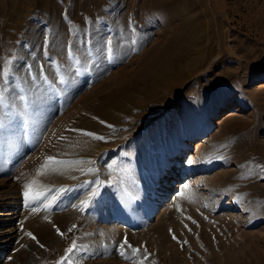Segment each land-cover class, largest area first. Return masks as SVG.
Listing matches in <instances>:
<instances>
[{"label": "rangeland", "instance_id": "1", "mask_svg": "<svg viewBox=\"0 0 264 264\" xmlns=\"http://www.w3.org/2000/svg\"><path fill=\"white\" fill-rule=\"evenodd\" d=\"M149 1L0 0V264H264V0H175L167 21ZM119 90L113 123L94 110ZM72 126L96 153L70 156Z\"/></svg>", "mask_w": 264, "mask_h": 264}, {"label": "bare ground", "instance_id": "2", "mask_svg": "<svg viewBox=\"0 0 264 264\" xmlns=\"http://www.w3.org/2000/svg\"><path fill=\"white\" fill-rule=\"evenodd\" d=\"M93 1V0H92ZM157 4V5H156ZM156 5V6H155ZM192 5V4H191ZM159 6V8H161V11L159 12V13H163L164 15V17H165V20L167 21L168 20V18H169V15H170V12L172 11V12H175V13H178L179 15H185V10H184V8H182L179 4H177V3H175V0H151V1H149L148 2V4L146 5V8H149V9H152V8H157ZM161 6V7H160ZM187 8V7H186ZM158 9V8H157ZM189 13V12H188ZM190 20V19H189ZM189 20H185L181 25H182V27L180 26L179 28L180 29H183V30H185L187 27H189V26H191L192 25V23L191 22H189ZM170 23H171V21H170ZM196 26V25H195ZM178 27V26H177ZM175 28V29H178V28ZM174 29V30H175ZM173 30V31H174ZM189 31V30H188ZM193 33V32H192ZM190 36V35H189ZM182 37H183V35H182ZM192 39V38H191ZM183 40V39H182ZM193 40V39H192ZM181 41V40H180ZM186 41V40H185ZM195 41V40H194ZM183 42V41H182ZM195 42H197V41H195ZM194 42V43H195ZM119 47H121V45H118ZM158 53V52H157ZM155 52H152L151 53V55H149V58L146 60V62L143 64V69H141L140 71H137V72H134V73H132V74H129V75H127L126 76V82L128 83V85H132L133 83H134V81L136 80H138V79H140V77L142 76V78H143V75H144V72L146 71V72H148L149 74H150V76H157V73L154 71V69H153V65H152V62L154 61V58H155ZM158 56V55H157ZM179 56V55H178ZM181 56V55H180ZM159 57V56H158ZM173 57H174V55H173ZM165 61V60H164ZM167 62V61H166ZM169 63V62H168ZM157 65V64H156ZM167 65V64H166ZM172 65V64H171ZM181 66V65H180ZM179 66V67H180ZM190 66V65H189ZM166 67V66H165ZM192 67V66H191ZM164 68V67H163ZM183 68V67H182ZM196 68V67H195ZM166 69H167V67H166ZM173 69H174V67H173ZM156 70H157V68H156ZM170 71V70H169ZM173 71V70H172ZM182 72V71H181ZM174 73V72H173ZM116 74V73H115ZM172 76V75H171ZM180 77L182 78L183 77V75L181 76L180 75ZM125 78V77H124ZM172 78V77H171ZM159 79H162V75L160 74V75H158V78H157V80L155 81V82H153V86H158V84L160 83V85L162 86H166L167 84H165L163 81H161V80H159ZM146 80V79H145ZM144 80V81H145ZM173 80V79H172ZM178 80V79H177ZM176 80V82H174V83H171L172 85H176V83H178V81ZM125 82V83H126ZM167 82V81H166ZM180 82V81H179ZM150 84V83H149ZM147 85V84H146ZM145 88V87H144ZM174 88V87H173ZM122 90H124V89H122ZM122 90H121V92H122ZM159 90V89H158ZM93 91H97L95 88H94V90ZM168 91V90H167ZM110 93H112V91L110 92ZM109 93V94H110ZM121 95V93H120V90L119 91H117L116 93H112V94H110V96L108 97V99H106L105 100V102L106 103H109V107L107 108H104V109H99V108H95V110L93 109V108H91V109H93L94 110V112L95 111H99L97 114L99 115V116H103V118H107V119H109V120H111L110 122H113V123H115V122H118V119L116 118V117H114L112 114H111V112H110V110L111 109H115V110H125V109H127L126 108V106L123 104V102H121L120 100H119V96ZM153 98H154V96H153ZM89 99V98H88ZM87 100V99H86ZM90 100V99H89ZM88 104L90 105L91 104V101L90 102H86V103H84L83 105L84 106H82L83 108L85 107H87L88 106ZM135 104L137 105V106H141V105H143L144 103L142 102V101H135ZM80 105V104H79ZM88 107H90V106H88ZM88 110V109H87ZM128 110V109H127ZM126 110V111H127ZM81 111H82V109H81V107L80 106H76V109H75V111H74V113H73V115L72 116H74V119H73V121H72V124L74 125V126H76L77 128H84V129H86V131H87V129H91V130H93V129H97V130H99V131H105L104 130V128H102V126H99V124L96 122V120L95 119H88V118H86L88 115H87V113H86V117H84V119L82 118V115H81ZM92 111V110H91ZM88 112V111H87ZM89 112H90V110H89ZM84 113V112H83ZM93 113V112H92ZM122 113V112H121ZM93 115H95V114H93ZM76 116H78V117H76ZM90 116V115H89ZM82 118V119H81ZM86 118V119H85ZM94 118V117H93ZM69 119V118H68ZM72 119V118H71ZM79 119H81V120H79ZM79 120V121H78ZM70 123V122H69ZM66 124V123H65ZM69 126V125H68ZM67 126V127H68ZM64 127V129L66 128V126L64 125L63 126ZM68 129V128H67ZM69 130H71V133L70 134H72V137H71V142L73 141V143H74V148H73V150H72V152H76V154H72V155H70V156H72V157H85V156H87L88 157V155H91V154H93V153H96L97 152V149H98V146L96 145V144H98V143H94V141H91L89 138L90 137H88V138H85V136L84 135H81V133L78 131V130H76V129H74L73 128V126H72V128H70ZM68 136V135H67ZM63 137V136H62ZM70 139V138H69ZM198 142H200V141H198ZM200 145H198L197 146V148L199 147ZM67 149H68V146H67ZM68 152V151H67ZM70 152V151H69ZM74 155V156H73ZM78 155H82V156H78ZM69 156V157H70ZM78 170V169H77ZM3 185H4V183L2 182V181H0V188L1 187H3ZM182 187V186H181ZM6 192V191H5ZM5 192H3V191H0V204H4V203H8V202H10L11 201V198H9L10 197V194L9 193H5ZM13 203V202H12ZM233 203V202H232ZM232 203H231V205H232ZM225 204H228L227 202L225 203ZM11 205H13V204H11ZM2 206V205H1ZM16 206V205H15ZM166 206V205H165ZM224 206H227V205H224ZM233 206V205H232ZM10 207V206H9ZM228 207H230V204L228 205ZM227 208V207H226ZM232 208V207H231ZM232 210V209H231ZM8 218V219H7ZM14 220H15V217H14V215L12 214H5V213H0V251L3 249V247L2 246H5V245H10V243L13 241V238H15V233H16V226H15V222H14ZM13 221V222H12Z\"/></svg>", "mask_w": 264, "mask_h": 264}, {"label": "snow or ice", "instance_id": "3", "mask_svg": "<svg viewBox=\"0 0 264 264\" xmlns=\"http://www.w3.org/2000/svg\"><path fill=\"white\" fill-rule=\"evenodd\" d=\"M71 55V53H70ZM13 63V59H7L4 61V66L2 69H0V80H3V87H0V108L7 109L9 107V104L7 102V86L9 83V77L11 75V65ZM23 99V98H21ZM2 127V125H0ZM84 135H92L91 133H84ZM95 139H103V137H94ZM62 163L61 161H57L53 157H48L44 163V165L41 166V169L38 171V175L43 174L44 168L48 167V165H55V164H60ZM63 191V189L61 190ZM24 198L26 201L31 200L32 202H38L41 200L43 197L44 193L39 191V188L37 186V183L35 180L31 181L30 183H26L24 185V192H23ZM32 211L35 212L37 211L36 208H32ZM58 234L63 235V233L59 232V229H57ZM28 235H31L30 233ZM175 239V237H173ZM32 239H35V237H32ZM126 243V241H125ZM76 245L73 243L71 247L67 249V252L71 254ZM134 251H138L134 249ZM123 255V253H121Z\"/></svg>", "mask_w": 264, "mask_h": 264}]
</instances>
